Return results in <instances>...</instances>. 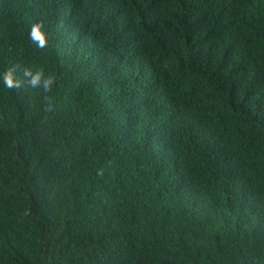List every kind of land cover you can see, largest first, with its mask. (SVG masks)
Returning <instances> with one entry per match:
<instances>
[{
    "label": "trees",
    "instance_id": "1",
    "mask_svg": "<svg viewBox=\"0 0 264 264\" xmlns=\"http://www.w3.org/2000/svg\"><path fill=\"white\" fill-rule=\"evenodd\" d=\"M0 264H264V0H0Z\"/></svg>",
    "mask_w": 264,
    "mask_h": 264
},
{
    "label": "clouds",
    "instance_id": "2",
    "mask_svg": "<svg viewBox=\"0 0 264 264\" xmlns=\"http://www.w3.org/2000/svg\"><path fill=\"white\" fill-rule=\"evenodd\" d=\"M30 40L39 49H45L48 46V36L44 31L43 22L33 23L29 33ZM17 69L15 66L8 68L2 74L3 84L7 89H22L24 87L30 89H41L44 93H49L53 90L55 78L45 76L43 69L33 71L31 67H24L21 70L22 78L16 75Z\"/></svg>",
    "mask_w": 264,
    "mask_h": 264
}]
</instances>
